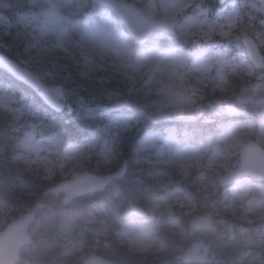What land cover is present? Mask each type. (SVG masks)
I'll use <instances>...</instances> for the list:
<instances>
[{
	"label": "rangeland",
	"instance_id": "374dc122",
	"mask_svg": "<svg viewBox=\"0 0 264 264\" xmlns=\"http://www.w3.org/2000/svg\"><path fill=\"white\" fill-rule=\"evenodd\" d=\"M24 1L25 0H19V5ZM130 1L141 5L146 13L150 15H153L154 11H158L164 17L171 20L175 19L178 22L176 36L168 38L163 35H157L146 48V58L138 56L133 57L130 54L128 46L124 45V39L115 36L112 26L110 22H108L109 13L93 6L92 8L90 7L89 14L99 22L93 25L84 24L82 27H80L79 24L77 27L75 23L74 35L80 40V44H77L78 40H76L74 45L79 49L83 48V51H81L88 59L92 57L88 52L97 53L101 51V53H97L100 55L101 59L104 58L109 61L110 65L114 63L123 70L146 73L148 71L147 66L154 65L156 72L158 74L160 72L159 75L166 79L167 82L170 83V86L176 87V89L172 90V103L168 104L169 101L166 103L167 107L172 106V118L177 119L176 121H181L187 116H195L197 111L199 112V107H193L191 103H188L179 95V92L184 91V86L187 81H190L189 85L200 84L204 90H213V88H215V82L217 83H215L218 86L217 88L222 87L229 74L236 76L239 73L243 74V70H248L243 57L245 53L241 51L242 48L240 49L237 42L242 33L246 32L256 35L260 45L264 48V0H245L240 3L241 9L245 12L246 16L244 24L242 19L237 18L236 10H215L210 5L209 10L212 13V17L211 20L208 18L206 19L204 11L202 10L205 5H203L202 1L198 4H193L195 0H158L159 7H156V10L153 5V0ZM26 2L28 6L34 2H40L46 7H41L40 11H36L32 16H30L29 13L19 12L21 15L17 16V20L21 26L27 29V35L32 38L30 41H23V52H27L30 45L35 46L37 44L39 48L42 46L44 51L48 53L50 58L55 62L64 59L66 56L65 45H67L69 33H63L58 29L54 10L55 5H57V8L60 7L63 10H69V1L26 0ZM79 7L80 6H75L69 13L76 16L79 14ZM61 22L68 26L65 24L64 20ZM206 23L209 24L208 28L206 27ZM241 24H243V26ZM239 25L241 26L238 27ZM0 26L5 25L0 23ZM204 30H207V32H205V38L207 39L204 40V44L214 47L217 52L221 50L222 53V49H224L222 47L233 46L235 55L240 59L237 67L233 65L230 66V63L225 60V58L228 57L227 53H222L223 59H221V57L219 58L217 55L211 57L205 56V51L202 50L201 52L202 48L199 51H197L198 49L193 50L198 40L195 38L198 33H202ZM210 31L213 32L212 35H210ZM23 38L28 40L26 36H23ZM175 41L179 43H184V41H186L188 46L185 47L191 54L187 57H182L172 46ZM67 56H69V54H67ZM29 57L34 63L31 64L30 67L35 68L36 65H39L40 68L44 69L33 70V73L39 76L47 85L57 84L54 82L55 76L47 71V68L44 66L46 64V66H49L50 62H48V58L46 61L42 58L37 59L34 56ZM38 62H41L43 65L37 64ZM214 64H216V66H214ZM180 66L182 67V71H177ZM263 76L262 73H255L254 76H251L252 81L249 82V85L243 86L238 94L241 97L250 99L249 103L243 105L245 108H240L242 114L246 118L251 117L250 113L255 111L252 106L253 104L256 106L259 105L264 109V105H262L264 101ZM256 85H260L259 89L253 91ZM11 91L12 88L10 86H0V112L6 113L10 121L9 128L5 129V132L0 131V139L11 143L18 158L25 159L31 164L38 163L36 167L42 169L44 176L50 175L52 172L56 173L58 179L68 178L70 174L73 176L74 174L72 173L75 170V162L77 156H79V152L71 145H59L58 135H56L50 125V115L55 116L54 113H51L47 108L42 106L37 97L33 96L30 102H22L20 99L13 98ZM218 92L223 94L224 102L232 100V98L227 97L229 95H225L226 91L224 89L221 88ZM69 97V101L67 99L65 104H70V102L73 104V100H76L74 104L77 103L75 95H68V98ZM74 104L72 106H74ZM125 108L124 104H118L110 119L120 117L121 123L127 119L133 126L134 123H132L130 119L133 113ZM169 111L170 110L166 112L163 111L162 113L157 112L154 117L165 120V116L169 115ZM65 112V114L59 117L60 119L65 118L67 113H69L68 107ZM202 116V120L217 122L218 119H222L223 116H225L223 106L218 104L214 106L211 111H207ZM257 123V133L264 136V116L259 118ZM162 124L163 126L156 124L158 126L153 128L151 126L150 131L140 135V139L147 136L150 143L147 144L143 150L137 152V155L142 156L144 152L151 150L163 153L161 157H165L166 154L168 156L169 154L167 159L170 165L173 166L176 175L180 176L183 180L185 178L189 179V173L194 170L195 176L190 178L191 184L200 185L201 190L206 193L209 192V188L213 184L215 172L223 168V163L215 164V161H226L224 158L229 160L231 158L229 156L230 154L226 155V153L231 152L234 148L232 144L240 142L238 136H245V131H242L238 136H233L232 130H236L237 128L242 130L248 126L247 124L237 125L236 122L226 123V127L220 131L222 138L217 154L208 158V154L205 155V151L186 150L179 141L175 139V128L173 124ZM141 126H143V124ZM186 126H183L184 130ZM139 129L141 128L139 127ZM158 129H162L165 135L163 138H161ZM255 138L259 139V136L256 135ZM262 142H264V140H262ZM94 152L100 159H103L105 164L111 159L112 150L110 144L107 145L103 143L98 145L94 148ZM218 155H220V157L217 159ZM204 156L207 157L203 160ZM135 158L138 159V157ZM205 159L207 160L205 161ZM202 165L204 169L198 173L196 170L200 169ZM52 166H55V168ZM206 171H208L209 175H207L208 173H206ZM236 183L231 186L230 193L239 202L233 199L236 206L234 209H231V222L233 224H242V226L249 228L248 233L245 234L244 237L237 239L239 240V244L257 247V239L262 235V231L257 223L262 222L264 219V207L261 205L259 199L255 200L253 204H249L253 193L244 182ZM215 187L218 188L217 185H214V188ZM155 194L147 193L145 201L151 202L152 206L150 207L151 213H149L147 217V220L149 219L150 221L148 223L149 230L159 234L162 226L165 225V217L163 215H155L153 211L157 208L163 211H169L174 204H181L187 201H182L185 199V196H182L179 191L166 190V192L163 193L164 195L158 200L153 197ZM218 196L219 194H217L216 197ZM97 200L98 198L96 200L86 198L77 201V203L63 207L61 196L47 194L45 197H42L34 208V213L29 223L31 243L22 252V258L19 260L18 264H41L42 260L38 261V259L44 250L41 249L43 247L54 250L60 243L67 249L70 241H74L77 238L83 239L87 236L92 237L94 233L99 234V232L101 236H107V232L110 228L107 229L103 225L101 227L83 225L78 219L79 217L86 219L90 215L87 207L91 208ZM200 207L204 209V213H212V203L202 202L200 203ZM212 214L216 216L215 213ZM169 219H173L172 214H170ZM220 222H216L217 227L219 226L218 230L221 229L220 233L215 231L210 235H203L191 231L189 234H185L186 245L201 237L208 243L213 242L215 246L214 250H212V254L216 262L222 250L227 254V247H231L229 244V234L224 231V227L228 225L231 226V223L228 222V225H222ZM252 222L256 223V227L253 228L250 225ZM114 226L119 228V232L124 235L127 245L132 247V250L145 255L157 254L159 260L156 261L155 264H180L178 258L180 255L177 248H179L181 244L177 246L176 249L173 247L170 249V246H168L169 242L161 245H157L158 242L153 244L154 238H151L144 230L140 229L137 224H126L121 219H114ZM236 234H238V231H236ZM109 244L111 243L109 242ZM67 257L68 256H66L65 259H67ZM145 258L148 260L150 259V257ZM48 260H50V258ZM52 261L55 264H70L65 261L59 263L58 260L55 259ZM231 263H234V261ZM141 264H146V260L141 262Z\"/></svg>",
	"mask_w": 264,
	"mask_h": 264
},
{
	"label": "trees",
	"instance_id": "16d2710c",
	"mask_svg": "<svg viewBox=\"0 0 264 264\" xmlns=\"http://www.w3.org/2000/svg\"><path fill=\"white\" fill-rule=\"evenodd\" d=\"M16 41L17 45L23 47L24 42L22 39ZM27 50L28 56L44 60L48 58V62H50L49 69L53 73H58V71L62 73L57 80L73 92L76 99L77 97H83L84 107H81L78 101L74 104L76 100H73L74 111L67 113L65 118L60 119L57 116H52L50 119L54 132L60 137L59 140L64 145L66 143L74 145L76 151L79 152L78 159L76 158L75 162V170L72 174L80 171H88L96 175L108 174L116 170L124 159L128 160L129 167L124 178L115 182L108 190L94 194L95 196L92 197L85 196L80 199L91 198L96 200L98 198L91 208L87 207L90 215L86 219L78 218L84 225H106L107 229L113 226L108 230L107 236H101L100 232L92 235L104 239V242L100 243L95 251L101 254L102 257L119 264H141L144 260H146V264H155L159 260V256L157 254L145 255L134 252L127 245L124 235L118 230L119 228L114 226V219L122 218L124 210L129 205H143L142 199L144 197L136 192L144 190L154 192L153 189L159 192L157 189L159 186L166 184L167 180L176 182L177 177L164 165L165 163L149 161L148 156H145V154L138 156L133 148H130L131 153L129 156L125 153L126 146L129 143L132 145L134 142V132H130L120 145H114L110 141L105 142V136L102 133L105 124L109 122L118 104L124 103L130 110H134V108L143 109L148 115L164 108L167 103L164 88L168 86L157 75L151 78L148 73L136 74L124 71L115 67L114 63L110 65L107 60L103 62L104 65L100 64L98 60L96 64H90V58L88 59L81 51H69V56L66 52L64 59L55 62L48 53L40 48L29 47ZM27 55L25 57L28 59ZM28 63L34 64L31 58ZM232 82L234 83V81ZM195 86L202 95V103L222 99L217 92L200 90V84ZM231 86L233 85H227V90L230 93ZM89 108L93 110L89 111ZM134 113L138 122L140 116L138 112ZM9 122L8 115L0 112L1 132H5V129L9 128ZM104 142L110 144L113 149L111 165L103 164L94 152V146ZM135 157H138L137 162H135ZM36 164L38 163L31 164L25 159L18 158L11 143L0 139V180L5 178L8 184H11L9 198L0 197V230L11 219L27 212H33L38 201L46 196L47 190L59 182L60 179L56 177V173L52 172L50 175L44 176L42 169L37 168ZM52 167L55 168V166ZM176 183L185 191L192 189L191 185L186 182L177 181ZM188 194L191 201L188 202V207L184 211L186 220L183 222L184 215L177 214L179 219L176 222L174 221L175 218L169 219L166 215L169 212H166V225L162 226L160 234L161 243L162 240L165 243L170 242L171 238L182 241V237L189 234L188 220L192 215L199 214L200 210L193 206L197 204V199L192 190H189ZM199 198L204 199L201 195ZM74 203H77V200ZM218 204L221 206L218 211L219 214L229 212L227 205L223 209V203L218 202ZM177 209L178 207L174 206L172 211H178ZM109 242L112 245L111 250L107 248ZM79 244L80 250L84 252L74 258L76 264H80L81 257L92 250L88 248L90 245L88 236L81 239ZM184 244L186 243L182 242L179 246V252L184 248L182 246ZM101 245L106 249L102 248ZM145 257H150V259L148 260ZM64 261L67 263L73 262L70 256Z\"/></svg>",
	"mask_w": 264,
	"mask_h": 264
},
{
	"label": "water",
	"instance_id": "95a60500",
	"mask_svg": "<svg viewBox=\"0 0 264 264\" xmlns=\"http://www.w3.org/2000/svg\"><path fill=\"white\" fill-rule=\"evenodd\" d=\"M105 7H110L116 14L120 16V19L126 25L130 33L139 41H145L154 29L167 30L165 21L150 20L141 14H138L134 9L115 2L114 0H93ZM224 0H220L223 2ZM132 12V13H131ZM0 18H6L0 15ZM6 21L7 18H6ZM137 35L141 36L138 37ZM243 43L247 49L248 55L254 63L255 67H261L262 57L259 55V51L256 43L252 38L245 37ZM0 69L5 70L17 81L27 85L34 90L41 98L43 103L55 112H61L63 110L55 107L49 102V98L53 96H59V102L65 101L63 89L61 86L46 87L41 84L39 79L30 74L25 68H20L7 58L0 55ZM46 89H61L59 93L47 92ZM63 104V103H62ZM227 113L229 115H237L236 109L227 105ZM252 155L248 150L243 152L240 166L224 175L220 179L221 186L230 184L236 178L242 175H255L258 178H262L264 174H258L263 167L258 169L253 168L250 160ZM126 170V166L123 165L117 172L107 177H95L90 173H80L72 179H67L59 182L54 188L50 189V193H63V204H67L74 198L84 194L100 190L107 186L115 179L121 178ZM264 178V177H263ZM262 178V179H263ZM127 216H144L142 209L134 207ZM30 215H23L7 224L5 229L0 233V264H15L18 259V252L28 241V221ZM190 228L196 230L210 231L212 229V220L209 216L203 215L194 218L189 225ZM203 246L202 242L194 243L184 252L183 262L187 264H207L209 262L207 255V248H204V252L201 253L200 249ZM83 264H115L113 262L106 261L98 256H89L83 260Z\"/></svg>",
	"mask_w": 264,
	"mask_h": 264
},
{
	"label": "flooded vegetation",
	"instance_id": "af4514ba",
	"mask_svg": "<svg viewBox=\"0 0 264 264\" xmlns=\"http://www.w3.org/2000/svg\"><path fill=\"white\" fill-rule=\"evenodd\" d=\"M26 1V0H25ZM55 1V0H51ZM22 4V2H21ZM21 6V5H20ZM19 6V0H0V13L5 14L9 20L10 23H4L0 19V23H3L5 26H0V54L10 58L11 60L15 61L16 63L25 64L24 59L30 60V57H25L28 53L25 51L23 52L22 47H19L17 45V41L19 39H22L23 41H26V39L23 38L28 31L25 27L21 26L17 20V16H20L22 13H29L30 16L34 15L36 11H40L41 7H46L40 2H34L33 4L29 6H24L20 9ZM80 11L79 14H85L89 11V8H82L79 7ZM72 10L70 7L69 12ZM62 9H57V13L60 14ZM16 13V14H13ZM39 14V13H38ZM67 21H71L72 18L66 17ZM2 73L0 72V81L2 80ZM4 78H6L4 76ZM245 180H250L253 182H257L255 180H252L250 178H244ZM258 190L252 191L253 195L250 198L249 204H253L255 200H260L261 205L264 207V180L260 181ZM217 224V223H216ZM253 228L256 227V223L252 222L250 224ZM258 227H260L262 231V235L260 238L257 239L258 246H244L238 243V240L240 237H244L245 234L248 233L249 228L237 225H234L231 223V227H227L229 229V233L231 236V241L233 242L232 246L228 250V258L236 260L239 262V264H264V219L262 222L257 223ZM219 227V226H218ZM218 227L211 232L214 233L215 231L221 232V229L218 230ZM231 229V230H230ZM251 229V228H250ZM236 230H239V234H236ZM210 233V234H211ZM210 247L214 250L215 244L213 242L209 243Z\"/></svg>",
	"mask_w": 264,
	"mask_h": 264
},
{
	"label": "snow or ice",
	"instance_id": "6c2138e0",
	"mask_svg": "<svg viewBox=\"0 0 264 264\" xmlns=\"http://www.w3.org/2000/svg\"><path fill=\"white\" fill-rule=\"evenodd\" d=\"M47 92L59 93L61 89H46ZM77 101L81 107H84L83 97H77ZM49 102L53 104L55 107L62 109L64 104L59 102V96H53L49 98ZM66 103V101H65ZM69 112L74 111V108L71 104H67ZM89 111L93 109L89 108ZM136 130L135 126H132L127 119L121 123L120 117H115L110 119L108 123L105 124L102 135L105 136V142H111L114 145H120L123 143L125 138L128 137L130 132H134ZM150 141L147 136L143 137V139L137 138L136 141L133 142V149L135 152H140L145 148Z\"/></svg>",
	"mask_w": 264,
	"mask_h": 264
},
{
	"label": "bare ground",
	"instance_id": "6f19581e",
	"mask_svg": "<svg viewBox=\"0 0 264 264\" xmlns=\"http://www.w3.org/2000/svg\"><path fill=\"white\" fill-rule=\"evenodd\" d=\"M83 121V120H82ZM131 144L129 143L126 148H125V153L129 156V154L131 153ZM124 160H127V159H124ZM61 181V179L59 180V182ZM59 182H57L55 185L51 186L48 190L54 188ZM11 188V184H8V181L7 179H2L0 180V197L6 199V198H9L10 196V191L9 189ZM137 196V195H135ZM218 202L221 204L220 201H217L215 202L212 207H211V211L212 213H217L221 206H219ZM82 223V221H80ZM83 224V223H82ZM84 225V224H83ZM102 226V225H101ZM101 226H98V227H101ZM106 225H104L105 227ZM113 227V226H112ZM110 227V228H112ZM166 238V237H165ZM104 241V239L102 237H96V236H90L88 237V242H89V247L92 249V250H95L97 247H99L100 243L102 244V242ZM169 242V241H168ZM182 242L186 243V240L185 238L182 240V241H178V240H175L174 238H171L170 240V244L168 246H170V249L173 247L176 249L177 246H179ZM112 249V245L109 244L108 246V250H111ZM228 257V256H227ZM40 260H43L41 264H55L53 261L51 260H48V259H45L44 257H41L38 259V261ZM70 264H76V263H70Z\"/></svg>",
	"mask_w": 264,
	"mask_h": 264
}]
</instances>
